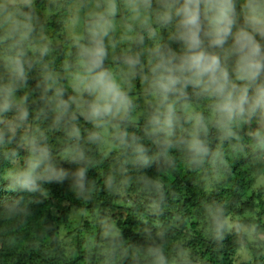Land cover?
Segmentation results:
<instances>
[{"label":"trees","instance_id":"16d2710c","mask_svg":"<svg viewBox=\"0 0 264 264\" xmlns=\"http://www.w3.org/2000/svg\"><path fill=\"white\" fill-rule=\"evenodd\" d=\"M59 1L50 2L45 26L36 10L46 9L45 0L0 8V42L6 38L13 52V61H0V264H264V107H253L264 70L252 83L236 79V36L213 45L206 0H199L200 50L220 58L234 98L247 87L248 102L229 119L203 84L178 83L165 98L159 77L180 76L176 68L191 51L182 15L169 10L178 0H145L153 24L133 21L119 4L124 30L136 37L123 48L115 43L107 57L89 51L106 50L93 34L101 19L86 20L84 49L64 27L71 0L61 10ZM232 3L235 23L242 8ZM43 27L51 30L46 40ZM255 42L264 61V44ZM82 65L70 90L71 73ZM120 66L135 71L137 98L115 121L118 110L104 112L86 84ZM194 139L206 156H195ZM34 145L68 178L38 180L35 191L16 184ZM81 169L82 187L74 176ZM242 252L248 258L238 263Z\"/></svg>","mask_w":264,"mask_h":264},{"label":"clouds","instance_id":"9594fccd","mask_svg":"<svg viewBox=\"0 0 264 264\" xmlns=\"http://www.w3.org/2000/svg\"><path fill=\"white\" fill-rule=\"evenodd\" d=\"M171 7V6H169ZM247 21L254 30L259 31L264 27V0H248L245 5ZM204 12L208 17L211 29L207 35L211 36V43L215 46H223L231 33L234 23V6L232 0H206ZM177 15H182V24L186 31L182 34L186 45L190 51L186 55L176 71L181 75L174 77L171 74L161 75L158 80V87L165 95L170 91H175V85L181 84L182 87L188 83L196 85L203 84L205 91L219 98L218 108L231 119L236 112L243 111V105L248 102L247 87L240 90V94L234 98L233 91L230 90V81L227 70L221 66V60L216 55H209L201 48L199 38V0H185V3L177 9ZM166 19L169 17H165ZM103 23L97 25V28L103 29ZM234 50L240 54L236 63L234 72L237 80H246L250 83L255 82L264 70V61L260 59L261 47L255 42L253 36L247 31L241 29L235 38ZM101 50L97 49V52ZM99 64V55L93 61V66ZM165 72L172 70L165 65H161ZM188 73V75H184ZM90 90L100 89L102 95L107 101L103 111L111 112L115 107L117 110L127 104L126 97L118 89L116 84L104 72L99 73L92 78L91 83L86 84ZM232 85V89H234ZM253 107H264V85L257 86L253 98ZM99 111L98 109L96 110ZM191 150L196 157H203L208 154V149L198 140H193L190 145ZM33 157L29 161L28 168L15 174L13 180L20 187L35 191L38 187L37 181L63 182L68 178V173L63 169L58 170L49 162L48 151L45 148L33 146ZM41 169V171H37ZM77 184L83 186L84 170L81 169L74 174ZM219 227V224H218Z\"/></svg>","mask_w":264,"mask_h":264},{"label":"rangeland","instance_id":"374dc122","mask_svg":"<svg viewBox=\"0 0 264 264\" xmlns=\"http://www.w3.org/2000/svg\"><path fill=\"white\" fill-rule=\"evenodd\" d=\"M35 0H0V8L1 7H7L8 5H12L13 8H16V5L14 3H20V2H29L31 5H33V2ZM51 1H59V0H45L46 3V9H40L36 8L37 10V21L43 23L45 26L48 21H51V14L52 11L48 9L49 4ZM162 0H157V2H160ZM124 3L126 5V9L129 10L132 17L131 19L135 22H145L149 24H153L155 22L154 17L146 10L147 9V3L145 0H71L68 5V13L67 18L65 20V30L67 31V34L78 41L80 46L84 49H90L89 47H86L82 44V37L84 33V24L87 19H93V18H100L99 24L103 23L105 27L103 29L97 28V26L93 30V34L95 38H103L105 40V49L101 50L100 52H97V49H90L89 51L105 56L107 57L109 53L117 50V44H120V46L123 48L124 43L127 42H133L136 34H129L126 30H124L123 27L126 26L124 20L122 19L121 10L120 7H118L119 4ZM185 3V0H178L172 5H169V10L171 12L177 13V9H179L183 4ZM248 3V0H240V7L242 8V12L237 16L236 22L232 25L231 33L232 35L236 36V34L241 30H245L248 33H250L255 41H260L264 44V27H261L259 31L254 30L251 24L247 21V15L245 5ZM63 2L60 0L58 2V10H61L63 7ZM109 9V16H107V19L104 20L102 17L105 13L104 9ZM111 17L112 20H111ZM111 20V21H110ZM98 24V25H99ZM35 26H28L27 31L29 32L31 28ZM50 28L43 27V30H41L40 34L43 39H47L48 36L50 37ZM117 33L121 35V39H117ZM28 39V37H26ZM37 40L42 45L41 39L38 37ZM34 42V41H33ZM30 44L37 48L40 46H36L30 41ZM129 45V44H128ZM43 49H45V45L42 46ZM13 61V52H12V44L10 43L7 45V40L4 38L0 42V61ZM121 67V66H120ZM84 71V65H82L80 68H76L74 72L71 73L72 80L70 81V84H68L72 89L74 90L76 83H74L73 80H79L78 73H82ZM84 74V73H83ZM112 82L116 84L118 89L124 94L127 100V104L120 107V109L116 112L117 118L115 121L120 120V118L125 113L126 109L129 106L130 101H133L137 98V95L132 93L133 89H135L136 85V77H135V71L130 70L127 66L118 68L114 75L109 74L108 75ZM69 87V88H70ZM95 96L96 100H99L101 105H106L107 101L102 95V90L95 89ZM18 105L17 103H14ZM11 105V104H10ZM142 106L139 105L138 109L136 111V116L142 115L144 112H141ZM111 137L112 134L110 131L107 132L105 137V144L108 148V153L111 150H114V144L111 143ZM64 240L68 243L70 242V238L66 236V233H63ZM261 238H264V236L261 234ZM248 258V253L242 252L240 254V257L238 258V263H240L243 259Z\"/></svg>","mask_w":264,"mask_h":264}]
</instances>
